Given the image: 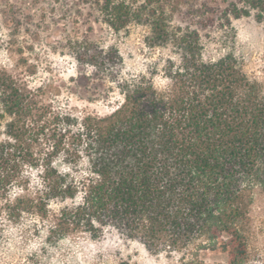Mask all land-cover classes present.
<instances>
[{"label":"trees","instance_id":"1","mask_svg":"<svg viewBox=\"0 0 264 264\" xmlns=\"http://www.w3.org/2000/svg\"><path fill=\"white\" fill-rule=\"evenodd\" d=\"M93 3L116 30L131 19L125 0ZM252 11L264 18V0L231 1L225 16ZM149 13L154 42L180 47L177 57L130 75L118 69L115 47L86 41L76 48L78 62L95 67L121 96L108 113L39 111L36 93L0 68L6 207L10 216H40L49 241L111 230L153 253H180L182 264H206L200 252L219 248L227 264H242L248 206L256 188L264 191V89L232 52L206 58L197 30L170 33L163 15ZM42 134L47 149L35 156L30 145ZM29 156L40 182L33 196L13 200L7 185Z\"/></svg>","mask_w":264,"mask_h":264},{"label":"rangeland","instance_id":"2","mask_svg":"<svg viewBox=\"0 0 264 264\" xmlns=\"http://www.w3.org/2000/svg\"><path fill=\"white\" fill-rule=\"evenodd\" d=\"M125 1L131 19L116 30L104 21L93 0H0V68L36 93L39 111L108 113L121 96L95 67L78 62L76 48L86 41L115 47L123 60L118 69L130 75L177 57L180 47L169 40L154 42L149 13L154 9L166 18L170 33L177 32L178 26L197 30L206 58L232 52L264 89V18L256 11L227 20L225 9L235 0ZM156 81H161L159 75ZM45 149L43 134L34 138L30 151L39 156ZM32 161L29 156L21 162L17 176L7 185L11 199L27 191L34 195L40 178ZM9 213L0 190V264H182L180 253H153L111 230L98 238L73 232L49 241L45 223L36 213ZM246 234L247 256L242 264H264V191L260 188L248 206ZM200 255L206 264L229 260L221 248L202 250Z\"/></svg>","mask_w":264,"mask_h":264}]
</instances>
